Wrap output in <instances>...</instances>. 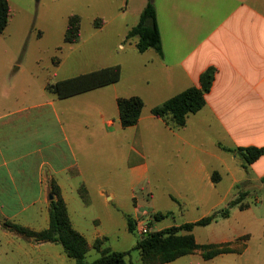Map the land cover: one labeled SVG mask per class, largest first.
I'll return each instance as SVG.
<instances>
[{
	"label": "crops",
	"instance_id": "crops-1",
	"mask_svg": "<svg viewBox=\"0 0 264 264\" xmlns=\"http://www.w3.org/2000/svg\"><path fill=\"white\" fill-rule=\"evenodd\" d=\"M124 1L117 6L115 18L131 17L134 24H126L120 34L109 33L119 59L49 83L113 66L121 67L120 81L66 99L50 93L46 86L32 105L26 106L29 99H23L14 110H0V264H77L62 245L26 238L8 225L33 232L47 230L53 182L60 187L72 226L87 240L89 252L99 239H106V247L109 238L98 229L87 236V227L75 222L71 207L82 210L81 201L88 209H99L109 225L123 218L128 232L127 218L131 217L138 237L134 247L141 223L149 232L191 223L158 228L159 222L174 219L175 213L168 205L158 207L150 193H140L151 186L152 166L146 157L150 139L160 151L169 146L181 158L179 170L185 175L184 183L193 189V205L213 210L223 203L212 176L218 172L217 165L225 164V155L234 159L240 148H264V0ZM151 1L157 11L163 56L154 50L140 53L137 38L134 46L130 42L134 39H126ZM113 23L110 18L109 28ZM56 65L61 66L60 62ZM210 67L217 73L206 105L189 116L184 128L172 129L152 114L156 106L190 87H199L201 75ZM131 97H140L144 109L136 126L123 128L118 99ZM207 135L215 137L212 152L195 142ZM164 139H170V144ZM118 150L120 163L111 166L109 154ZM211 160L218 162L213 165ZM250 167L263 171L256 179L261 181L264 155ZM81 188L87 191L86 199ZM175 193L172 198L186 199L179 191ZM129 199L133 210L126 213ZM158 213L171 215L155 220ZM95 223L102 222L97 219ZM249 253L247 243L244 253L225 255L239 256V264H264L263 256L244 257ZM221 256L207 261L197 252L166 264H185L181 260L186 257L191 264H209Z\"/></svg>",
	"mask_w": 264,
	"mask_h": 264
},
{
	"label": "rangeland",
	"instance_id": "rangeland-1",
	"mask_svg": "<svg viewBox=\"0 0 264 264\" xmlns=\"http://www.w3.org/2000/svg\"><path fill=\"white\" fill-rule=\"evenodd\" d=\"M11 7V19L4 34L0 37V110L10 111L17 108L23 99H29L26 106L32 105L37 98L45 93L49 82L84 74L94 68L109 66V63L119 59L113 45V37L109 33L120 34L125 25L131 26L133 19L115 18L118 15L117 6L123 0H8ZM125 9V8H123ZM72 15H79L81 23V40L77 44H66L65 33L68 19ZM114 23L109 28V19ZM105 20L106 25L101 22ZM100 21L102 28L94 26ZM138 24L139 21H136ZM135 40L130 41L132 46ZM129 43V42H128ZM60 62V68L56 63ZM33 99V100H32ZM197 127H195L196 129ZM214 136H204L196 139V143L204 146L207 151H214ZM170 144V139H164ZM147 160L151 164V186L142 192L150 193L158 207L167 205L175 213V218L159 222L158 228L163 226L180 225L186 222H195L204 217L213 215L216 211L229 208L228 218H219L208 226H198L194 229V236L201 244H217L234 242L248 235L247 243L250 253L244 257H264V185L257 177L263 172L260 168L245 169L243 158L239 153L234 159L225 155V164L217 165L221 181L216 185L223 203L218 209L211 207L194 206L192 200L193 189L185 184V175L179 170L181 158L169 146L166 151H160L158 143L149 140ZM162 145V144H161ZM109 154L110 165H118L120 158ZM120 153V152H119ZM133 160H131L132 162ZM211 162H218L211 160ZM158 170H155L153 165ZM139 190V189H138ZM137 190V191H138ZM141 190V189H140ZM175 191L186 197L177 200ZM67 192L72 195V189ZM246 193L241 203L249 208L242 210L239 206H229L230 202ZM147 197V194H145ZM144 198L143 194H140ZM173 199V200H172ZM79 201L80 198H79ZM173 201V202H172ZM129 211L133 210L132 199H129ZM82 210L71 207L75 222L83 223L88 232L98 229L109 238L107 248L119 252L132 250L138 239L137 235L130 234L121 216L120 223L109 225L107 217L99 209H88L81 201ZM100 219L101 225L95 220ZM92 234V233H91ZM242 240L241 243H244ZM99 254L91 249L87 255V262H93ZM239 256L224 255L209 262V264H239ZM134 264H141L139 252L132 253ZM185 264H191L190 258H183Z\"/></svg>",
	"mask_w": 264,
	"mask_h": 264
},
{
	"label": "trees",
	"instance_id": "trees-1",
	"mask_svg": "<svg viewBox=\"0 0 264 264\" xmlns=\"http://www.w3.org/2000/svg\"><path fill=\"white\" fill-rule=\"evenodd\" d=\"M11 19V8L8 0H0V37L4 34ZM104 24V21L101 20ZM81 23L79 15H72L67 24L65 33L66 44H76L81 40ZM100 21H95L94 26L101 28ZM137 38V50L144 53L154 50L159 56H163L161 33L157 21V11L153 1L149 2L143 10L139 23L134 26L127 35V40ZM217 69L208 68L200 77L199 87H190L184 92L172 97L166 102L152 109V114L164 120L172 129H182L187 125L190 115L197 114L206 105V96L212 90ZM121 67H108L90 74L82 75L73 79H67L57 83H49L47 91L56 94L60 99L85 93L100 87L117 83L121 79ZM144 101L140 97L119 98L118 109L120 123L123 128L136 126L144 109ZM221 148L227 152L234 150ZM247 169L257 162L264 155V148L247 147L240 148L239 151ZM212 180L215 184L221 180L220 174L214 172ZM264 185V176L261 178ZM83 199H86L87 191L84 188L79 190ZM51 195L54 197L50 203V225L47 230L33 232L19 225L9 223L8 225L22 234L26 238L37 241L57 243L63 246L65 253L77 264H134L131 260L132 253L137 251L140 254L141 264H166L181 257L200 252L204 260H211L217 256L225 254H242L247 249L248 235L239 238L234 242H223L217 244L200 245L197 243L193 231L198 226H208L219 218L230 216L229 208L216 211L213 215L204 217L196 222L186 223L181 226H173L161 231L150 232L145 237H140L136 246L129 251L116 252L104 247L106 239L97 240L94 249L100 254L99 258L93 262H87L89 246L84 236L72 226L67 204L62 196L58 184H51ZM246 197V193L240 194L238 198L231 201L229 206H239L245 210L249 205L242 206L241 203ZM170 213L155 215V220H162L170 216ZM128 230L136 233V223L131 218H127ZM185 232L187 234H181ZM245 237H248L244 239ZM245 240L244 243H241Z\"/></svg>",
	"mask_w": 264,
	"mask_h": 264
},
{
	"label": "built area",
	"instance_id": "built-area-1",
	"mask_svg": "<svg viewBox=\"0 0 264 264\" xmlns=\"http://www.w3.org/2000/svg\"><path fill=\"white\" fill-rule=\"evenodd\" d=\"M150 232L146 226L145 223H141L140 224V228H139V236L140 237H145L146 235H148Z\"/></svg>",
	"mask_w": 264,
	"mask_h": 264
},
{
	"label": "water",
	"instance_id": "water-1",
	"mask_svg": "<svg viewBox=\"0 0 264 264\" xmlns=\"http://www.w3.org/2000/svg\"><path fill=\"white\" fill-rule=\"evenodd\" d=\"M53 198H54V197L51 195V196H50V199L53 200Z\"/></svg>",
	"mask_w": 264,
	"mask_h": 264
}]
</instances>
